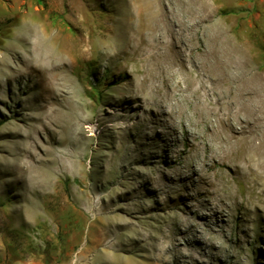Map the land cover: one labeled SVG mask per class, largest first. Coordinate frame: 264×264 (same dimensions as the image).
Returning <instances> with one entry per match:
<instances>
[{
  "label": "rangeland",
  "instance_id": "obj_1",
  "mask_svg": "<svg viewBox=\"0 0 264 264\" xmlns=\"http://www.w3.org/2000/svg\"><path fill=\"white\" fill-rule=\"evenodd\" d=\"M209 22L264 70V0H0V264H264L252 179L195 169L217 122L165 94L224 88L200 64ZM81 35L72 56L51 46Z\"/></svg>",
  "mask_w": 264,
  "mask_h": 264
},
{
  "label": "bare ground",
  "instance_id": "obj_2",
  "mask_svg": "<svg viewBox=\"0 0 264 264\" xmlns=\"http://www.w3.org/2000/svg\"><path fill=\"white\" fill-rule=\"evenodd\" d=\"M10 11L11 13H15L14 17L18 12V10L13 9V7ZM159 11H157V16L162 18L163 9L161 8ZM161 26H163V24ZM208 27L209 44L206 49L204 48L200 64L202 67L209 69L212 72L214 79L223 83L221 85H224V88L217 92V87H213L214 84L210 86V84L207 85L205 84L206 82L204 83L201 80L202 83L196 85L195 82L189 78V84L185 83L186 85L181 87V91H183V93H181V91L179 92L178 89H175L172 86H168L165 94L168 95L172 93V95L169 96H179V98H183L185 103L189 102V100L191 101L192 99L193 104L191 103L192 107L190 109V113L195 116L197 119L196 122L203 123L210 120L211 117L215 122H217V128L215 127L216 129H213V134L218 136V144H210L207 149V153L201 156H198V154L196 155L195 169L199 168L201 166L200 164L206 163L211 159L213 160L215 157L227 160L230 165L232 164L231 171L233 177L237 179V182H242L246 177L252 179L253 184L250 183L249 186H246V190L250 195L248 200H246V204L255 206V208L258 209L257 211L259 215L264 218V70L255 69L250 65L252 56L250 55V50H248V44L246 41L233 40L229 38L223 30L224 27L218 23H210ZM28 31L26 30L27 35L29 33ZM45 34L46 31L44 35ZM43 38L45 37L43 36ZM19 39H12L7 45L3 46L4 49L9 53L18 54L17 41L19 42ZM21 40L23 39L21 38ZM59 40L60 39L57 41ZM52 43L53 44H51V46L55 50L54 52L56 53L57 51L62 58L64 55H74L73 50H75V45L78 47L87 45V42L82 35L79 37L75 36L71 39L64 38L63 42L57 45L54 44V42ZM55 43L57 42L55 41ZM34 46H37V44ZM228 58H230V70ZM201 66L199 68H201ZM234 66L242 67L245 71L247 70L246 74H244L240 80H236L232 76V68ZM188 72L191 73V70H188ZM201 90L203 93H206L207 96H210V93H212L215 96V100H212L211 97H209L208 102H203L202 96L204 95L200 92ZM185 108L186 107H183L181 104L180 114L186 116V119L188 120V116L190 114ZM40 117L41 115L39 118ZM49 121L51 122V120ZM187 131L189 135L194 138V140L198 137V130L192 128L190 125H188ZM194 140L190 144L189 150L197 149V143ZM19 159L20 155L17 154L16 160L19 161ZM240 205L242 204L237 203V207ZM222 206V204L216 206V209L213 212L214 216H221L222 213H224ZM95 218L96 217H94V219ZM185 220L188 219L185 218ZM203 220L209 219L204 218ZM192 224L195 225V223Z\"/></svg>",
  "mask_w": 264,
  "mask_h": 264
}]
</instances>
